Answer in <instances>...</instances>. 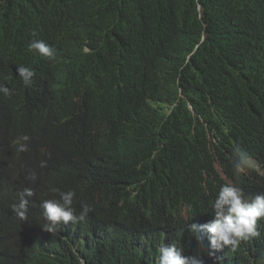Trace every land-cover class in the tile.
<instances>
[{
	"label": "trees",
	"instance_id": "obj_1",
	"mask_svg": "<svg viewBox=\"0 0 264 264\" xmlns=\"http://www.w3.org/2000/svg\"><path fill=\"white\" fill-rule=\"evenodd\" d=\"M7 26L26 43L49 41L57 54L53 61L33 56L35 77L14 96L4 120L9 135H27L29 148L58 152L92 144L86 157L105 143L119 142L123 150L134 138L167 144L163 199L137 210L131 230L174 226L181 207L211 217L216 160L232 181L254 184L234 174L233 149L246 142L235 129L254 114L264 119V104L246 105L242 73L264 69V0H0V31ZM123 112L144 122L143 131L112 132L110 118L114 124ZM67 119L82 124L72 129ZM258 136L264 148V124ZM28 207V221L38 225L40 207L35 201ZM181 232L166 235L176 243ZM17 237L22 252H6L0 264H27L26 258L31 264H152L145 245L131 243L140 236L121 243L122 254L77 239L37 246L21 232ZM236 251H216L213 264L234 257H243L234 264H264V241Z\"/></svg>",
	"mask_w": 264,
	"mask_h": 264
},
{
	"label": "clouds",
	"instance_id": "obj_2",
	"mask_svg": "<svg viewBox=\"0 0 264 264\" xmlns=\"http://www.w3.org/2000/svg\"><path fill=\"white\" fill-rule=\"evenodd\" d=\"M34 55L48 61L57 57L54 45L47 40L32 39L26 43L23 33L12 26L0 31V93L6 95H0V116L4 115L0 127H5L14 96L30 86L35 77ZM242 73L248 77L246 105L257 109L264 104V69H246ZM9 91L12 92L8 94ZM138 121L123 112L114 118V124L110 118V125L112 132L121 127L125 131L140 128L142 132L144 122L138 125ZM248 122L244 128L235 129L245 135L246 142L233 149V169L235 175L245 174L254 184L232 181L216 160L213 179L217 194L211 202L212 216L198 217L181 207L177 224L153 225L148 231L131 230L128 226L137 210L163 199L166 143L134 138L123 150L118 149L119 142L117 147L105 143L86 157L92 144L66 145L61 152L33 149L27 146V135L15 139L6 127L0 128V263L6 252H22L18 232L37 246L41 240L52 245L59 240L77 239L91 247L104 245L105 253L119 250L120 254L125 252L121 243L140 236V240L131 243H143L152 264H213L215 252L225 246L237 250L232 254L254 249L264 241V148L258 136L264 119L254 114ZM66 123L78 129L82 120L67 119ZM108 154L115 158L107 159ZM260 158L263 163L256 167ZM33 201L40 207L38 225L28 221V206ZM175 229L186 230L176 243L166 235ZM73 252L78 253L75 249ZM241 258L218 264H234ZM117 263L112 259L110 264Z\"/></svg>",
	"mask_w": 264,
	"mask_h": 264
},
{
	"label": "water",
	"instance_id": "obj_3",
	"mask_svg": "<svg viewBox=\"0 0 264 264\" xmlns=\"http://www.w3.org/2000/svg\"><path fill=\"white\" fill-rule=\"evenodd\" d=\"M0 128H1V129H5V127H4V126H1ZM23 192H24V191H23ZM30 200L32 201V199H30ZM70 225H71V227H70V228H71L72 230H74V228H75V227H74V225H73V224H70Z\"/></svg>",
	"mask_w": 264,
	"mask_h": 264
},
{
	"label": "bare ground",
	"instance_id": "obj_4",
	"mask_svg": "<svg viewBox=\"0 0 264 264\" xmlns=\"http://www.w3.org/2000/svg\"><path fill=\"white\" fill-rule=\"evenodd\" d=\"M260 166H261V165H258V164H257L256 167H260ZM262 172H264V171H262ZM262 172H260V173H262ZM244 176H245V174L242 175V177H244ZM251 178H253V177H251ZM237 186H238V185H237ZM256 190H258V189H256ZM112 255H113V254H112Z\"/></svg>",
	"mask_w": 264,
	"mask_h": 264
}]
</instances>
